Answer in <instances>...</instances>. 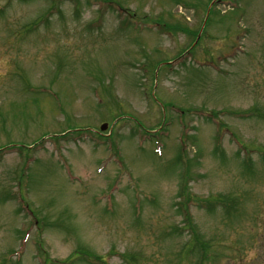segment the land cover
Here are the masks:
<instances>
[{
	"label": "rangeland",
	"instance_id": "1",
	"mask_svg": "<svg viewBox=\"0 0 264 264\" xmlns=\"http://www.w3.org/2000/svg\"><path fill=\"white\" fill-rule=\"evenodd\" d=\"M94 263L264 264V0H0V264Z\"/></svg>",
	"mask_w": 264,
	"mask_h": 264
},
{
	"label": "water",
	"instance_id": "2",
	"mask_svg": "<svg viewBox=\"0 0 264 264\" xmlns=\"http://www.w3.org/2000/svg\"><path fill=\"white\" fill-rule=\"evenodd\" d=\"M104 127H105V124L101 128H104Z\"/></svg>",
	"mask_w": 264,
	"mask_h": 264
}]
</instances>
